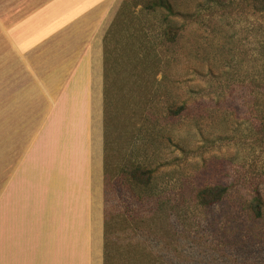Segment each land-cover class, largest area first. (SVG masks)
<instances>
[{
	"label": "rangeland",
	"instance_id": "obj_1",
	"mask_svg": "<svg viewBox=\"0 0 264 264\" xmlns=\"http://www.w3.org/2000/svg\"><path fill=\"white\" fill-rule=\"evenodd\" d=\"M48 1L0 0V180L18 150L12 139L21 135L22 151L33 134L2 131L4 119L5 128L12 123L21 69L8 32ZM140 2L121 13L107 59V262L140 264L146 253L160 258L151 264H264V216L249 208L256 194L264 197L263 8L253 0H172L171 18L184 29L171 42L164 12ZM34 63L49 77L51 60ZM32 74L22 73L24 106L41 102ZM135 167L152 171L147 184L130 180ZM214 185L227 186L223 200L199 204L198 191Z\"/></svg>",
	"mask_w": 264,
	"mask_h": 264
},
{
	"label": "crops",
	"instance_id": "obj_2",
	"mask_svg": "<svg viewBox=\"0 0 264 264\" xmlns=\"http://www.w3.org/2000/svg\"><path fill=\"white\" fill-rule=\"evenodd\" d=\"M121 1L50 0L8 32L21 69L2 131L33 134L2 164L0 264H106L104 38ZM28 69L41 102L24 106Z\"/></svg>",
	"mask_w": 264,
	"mask_h": 264
},
{
	"label": "trees",
	"instance_id": "obj_3",
	"mask_svg": "<svg viewBox=\"0 0 264 264\" xmlns=\"http://www.w3.org/2000/svg\"><path fill=\"white\" fill-rule=\"evenodd\" d=\"M133 1H136V0H125L122 6V9H121L122 12H119L117 14L114 22L112 23L110 29L108 30L104 38V45H105V49H104L105 73H104V76H105V98L106 99H108V93H109L107 89V79H108L107 78L108 76L107 75V59L108 57L111 58V47H110L111 39L113 37V34L115 33L116 26L119 23L121 13L123 14L124 12L123 10L125 8H128L129 5L133 3ZM140 1H141L140 3L143 5V8L150 12H158V11L164 12L163 17L166 23V27L163 32L164 36L166 37L167 40L171 42H176L178 37L181 35V32L184 29V26L176 24L173 18H171L176 13L172 0H140ZM253 2L257 6H261L264 11V0H253ZM105 115L107 117V110H105ZM151 172L152 171L147 170L142 167H135V169L130 170L128 174L130 176V180L132 179L133 181H136V182L139 181V183L141 182L145 185L148 183L149 180H151V176H152ZM140 176H145V179H140ZM144 180H147V181H144ZM227 191H228L227 186H223V185L207 186L198 191L197 199H198L199 204L203 206H212L214 204L221 202L223 198L225 197ZM249 208L256 217H259V218L263 217L264 216V209H263L264 208V197L263 195H261L260 193L256 194L252 198L249 204ZM108 222L109 220H108V217L106 216V223H105L106 235H107ZM106 245H107V236H106ZM140 258H141V262H143L140 264H151L154 261L160 259V258L159 259L152 258L150 254H146V253L141 254ZM106 264H108L107 250H106Z\"/></svg>",
	"mask_w": 264,
	"mask_h": 264
}]
</instances>
